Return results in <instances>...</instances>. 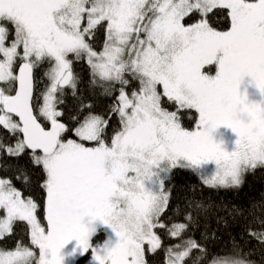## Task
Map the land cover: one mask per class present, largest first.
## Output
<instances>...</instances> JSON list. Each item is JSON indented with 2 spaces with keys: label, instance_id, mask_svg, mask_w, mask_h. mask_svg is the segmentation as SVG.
Segmentation results:
<instances>
[{
  "label": "snow or ice",
  "instance_id": "obj_1",
  "mask_svg": "<svg viewBox=\"0 0 264 264\" xmlns=\"http://www.w3.org/2000/svg\"><path fill=\"white\" fill-rule=\"evenodd\" d=\"M217 17L226 28L215 26ZM81 63L89 86L110 100L103 112L79 87ZM246 76L264 95V0H0V129L8 134L0 135V157L27 155L41 169L46 220L14 183L30 186L27 166L3 165L13 175L0 176V240L26 222L39 256L17 240L13 250L0 248V264H63L61 250L73 240L87 253L94 230L86 217L118 237L114 247L91 249L95 264H146L145 245L162 250L164 264L250 257L236 243L210 248L194 237L207 208L166 225L171 186L160 176L212 162L216 172L202 184L233 189L264 167V106L241 95ZM186 114L194 127L183 123ZM222 126L238 137L232 152L213 140ZM217 211L227 213L215 217L223 226L240 215L235 206ZM259 224L248 234L264 245ZM156 229L176 243L162 248Z\"/></svg>",
  "mask_w": 264,
  "mask_h": 264
},
{
  "label": "trees",
  "instance_id": "obj_2",
  "mask_svg": "<svg viewBox=\"0 0 264 264\" xmlns=\"http://www.w3.org/2000/svg\"><path fill=\"white\" fill-rule=\"evenodd\" d=\"M186 22L191 23L192 20L186 18ZM215 26L218 28H226L227 24L219 17L216 18ZM103 39L101 33L100 40ZM99 47V42L97 44ZM76 70L80 72L82 82L79 85L83 91L85 98L90 99L96 105L95 110L103 112L110 100L101 95L102 90L98 86H89V77L86 65L77 64ZM206 72L211 74L215 72V66H207ZM43 87V85H41ZM68 90H66L67 92ZM66 100L71 103L72 97L66 96ZM163 106L169 110H174L170 103H165ZM186 113L192 110H185ZM195 115L194 113H192ZM182 121L186 127L192 128L193 121L189 119L188 115L182 117ZM113 125H116V120L113 118ZM0 135L7 137L6 131L0 129ZM22 164L26 165L31 173V184L27 188L20 181L14 183L18 188H22L26 195H32L38 202V218L42 224L44 222L43 212V194L40 190V182L43 179L42 171L39 167H33L28 162L27 155L22 156L18 161L9 157H0V176H12L11 170H5L3 165L8 164ZM201 175L194 169L189 167H177L173 169L164 178L165 187H170V204L166 210L162 221L170 226L173 222H184V217L187 211L191 210L193 214L202 212L205 208L208 209V222L202 218L199 226L193 232L195 238L203 243H206L210 248L231 247L233 243L241 246L247 252L249 249L253 250V254L248 257L255 264H264V245L259 244L254 238L248 234V229L252 228L259 230L261 225L259 221L264 219V167H258L254 171L248 172L243 178V183L239 188L233 189H210L202 184ZM199 203L201 207L196 208ZM191 205V209H189ZM226 205L229 209L233 206L240 210V215L228 217L227 226L217 224L215 217L226 216L224 211H217V209ZM171 217V219H169ZM210 225V226H209ZM157 233L162 239V248L176 243L174 239H169L165 229H156ZM215 232V236L212 233ZM105 234L102 231L94 233L91 237L92 244H100L104 239ZM20 240L22 246L31 248L30 243V229L26 222H15L13 233L6 236L4 240H0V248L5 250H13L16 247V241ZM37 251V250H36ZM37 257V252H35ZM90 252L79 255L76 258V264H86ZM164 252L157 250L156 253L149 251L148 246L145 245V260L146 264H164Z\"/></svg>",
  "mask_w": 264,
  "mask_h": 264
},
{
  "label": "rangeland",
  "instance_id": "obj_3",
  "mask_svg": "<svg viewBox=\"0 0 264 264\" xmlns=\"http://www.w3.org/2000/svg\"><path fill=\"white\" fill-rule=\"evenodd\" d=\"M212 75H215V72L212 73ZM239 91L241 95H244L247 97V100L249 103H259L261 104V106H264V95L260 93L259 89L255 86V82L252 80L251 77L246 76L243 78ZM212 137L216 143L221 145L223 150L228 151V152H232L235 150V142L238 139V137L235 135V133L230 128L222 126L216 129L212 133ZM186 163H187L186 161H181V164H186ZM195 171L198 174H200L202 177L210 178L216 172V165L212 162L206 163V164L201 165L198 169H195ZM166 175L167 173H160L161 179L164 180ZM146 187H148L154 193L159 191V186L155 183H149L146 185ZM90 220L91 218L89 217H86L84 220L85 225L89 227V229L94 230L92 231V234L89 240L91 248L89 250L90 254H89V258L86 261V264H95L92 258L91 249L95 248L99 250L103 248L105 245H107L109 248L114 247L115 244L118 242V237L115 235V233L112 231L110 227L104 225L101 221L95 220V221L90 222ZM44 222L46 224L45 219H44ZM98 231H102L105 234L104 239L101 241L100 244H92L91 237L94 233ZM75 244H72L70 242L61 250V255L64 257L63 264H76V258L80 255V250L77 248L76 241H75ZM31 249L34 251V253L37 252V258H38L39 250L36 249L34 246H32ZM148 249H149V246H148Z\"/></svg>",
  "mask_w": 264,
  "mask_h": 264
},
{
  "label": "clouds",
  "instance_id": "obj_4",
  "mask_svg": "<svg viewBox=\"0 0 264 264\" xmlns=\"http://www.w3.org/2000/svg\"><path fill=\"white\" fill-rule=\"evenodd\" d=\"M235 259L239 264H250V260L243 254L236 256Z\"/></svg>",
  "mask_w": 264,
  "mask_h": 264
},
{
  "label": "flooded vegetation",
  "instance_id": "obj_5",
  "mask_svg": "<svg viewBox=\"0 0 264 264\" xmlns=\"http://www.w3.org/2000/svg\"><path fill=\"white\" fill-rule=\"evenodd\" d=\"M71 243H72V244H75V240L71 241ZM75 245H76V244H75ZM75 245H73V246H75Z\"/></svg>",
  "mask_w": 264,
  "mask_h": 264
}]
</instances>
